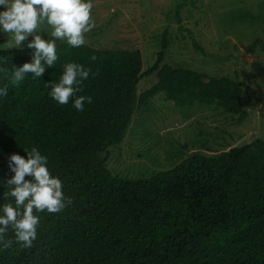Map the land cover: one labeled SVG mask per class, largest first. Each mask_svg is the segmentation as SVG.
Here are the masks:
<instances>
[{
    "label": "trees",
    "instance_id": "16d2710c",
    "mask_svg": "<svg viewBox=\"0 0 264 264\" xmlns=\"http://www.w3.org/2000/svg\"><path fill=\"white\" fill-rule=\"evenodd\" d=\"M168 46L165 29L156 60L144 70L140 50L62 42L57 62L41 78L29 72L19 85L8 84L0 97V203L7 202L2 183L14 175L9 156L27 158L25 147L35 146L72 204L39 214L31 248L20 247L9 230L0 264H264V139L215 155L193 152L169 169L136 178L107 168V144L119 142L135 109L161 92L177 106L206 103L237 121L247 117L242 94L251 88L245 82H206L196 71L163 64ZM32 51H1L0 62L19 67L31 62ZM71 61L91 69L79 94L92 103L83 111L71 98L60 105L48 95ZM153 73L159 81L138 95L136 79Z\"/></svg>",
    "mask_w": 264,
    "mask_h": 264
},
{
    "label": "rangeland",
    "instance_id": "374dc122",
    "mask_svg": "<svg viewBox=\"0 0 264 264\" xmlns=\"http://www.w3.org/2000/svg\"><path fill=\"white\" fill-rule=\"evenodd\" d=\"M92 16L96 27L86 34V44L140 50L145 70L167 29L163 64L196 71L206 82L241 80L254 90L243 87L248 115L242 121L211 104L181 107L164 92L153 96L135 109L124 137L107 144L104 155L113 174L136 178L169 169L193 152L215 155L264 139V0H95ZM7 38L0 33V52L29 49L27 40L9 48ZM158 81L157 73L139 79L138 95Z\"/></svg>",
    "mask_w": 264,
    "mask_h": 264
},
{
    "label": "clouds",
    "instance_id": "9594fccd",
    "mask_svg": "<svg viewBox=\"0 0 264 264\" xmlns=\"http://www.w3.org/2000/svg\"><path fill=\"white\" fill-rule=\"evenodd\" d=\"M95 0H0V33L7 34L10 47H20L27 40L33 49L31 62L17 67L0 62V75L8 83L0 84V97L6 96L8 84L19 85L27 73L41 78L47 67L57 60V42H66L78 48L85 44L86 34L95 27L92 16ZM41 33L45 35H41ZM31 35V39H28ZM91 69L76 61L63 65L59 81L51 84L48 95L58 104L65 105L71 98L72 107L83 111L92 97L80 95L84 81ZM47 86V85H46ZM27 158L12 153L8 166L14 175L3 181L7 191L0 203V246L7 247L5 239L9 230L22 248H31L37 239L40 213H58L72 204L71 197L63 191V181L50 171L48 157L33 146L25 147ZM26 175L29 177L26 179Z\"/></svg>",
    "mask_w": 264,
    "mask_h": 264
},
{
    "label": "water",
    "instance_id": "95a60500",
    "mask_svg": "<svg viewBox=\"0 0 264 264\" xmlns=\"http://www.w3.org/2000/svg\"><path fill=\"white\" fill-rule=\"evenodd\" d=\"M139 81V78L136 79V83Z\"/></svg>",
    "mask_w": 264,
    "mask_h": 264
}]
</instances>
